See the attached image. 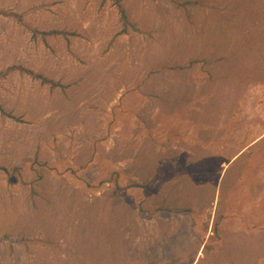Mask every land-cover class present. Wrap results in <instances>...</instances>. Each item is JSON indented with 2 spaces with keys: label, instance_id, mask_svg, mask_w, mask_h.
Returning <instances> with one entry per match:
<instances>
[{
  "label": "rangeland",
  "instance_id": "obj_1",
  "mask_svg": "<svg viewBox=\"0 0 264 264\" xmlns=\"http://www.w3.org/2000/svg\"><path fill=\"white\" fill-rule=\"evenodd\" d=\"M190 263L264 264V0H0V264Z\"/></svg>",
  "mask_w": 264,
  "mask_h": 264
},
{
  "label": "crops",
  "instance_id": "obj_2",
  "mask_svg": "<svg viewBox=\"0 0 264 264\" xmlns=\"http://www.w3.org/2000/svg\"><path fill=\"white\" fill-rule=\"evenodd\" d=\"M193 262H194V260H193ZM190 264H193V263H190Z\"/></svg>",
  "mask_w": 264,
  "mask_h": 264
}]
</instances>
